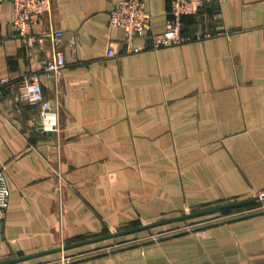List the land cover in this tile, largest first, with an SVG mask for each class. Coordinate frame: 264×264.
<instances>
[{"label":"crops","instance_id":"1","mask_svg":"<svg viewBox=\"0 0 264 264\" xmlns=\"http://www.w3.org/2000/svg\"><path fill=\"white\" fill-rule=\"evenodd\" d=\"M116 1H51L31 32L62 31L66 65L56 73L43 68L51 38L26 46L12 3L0 1V76L39 73L51 104L42 118L16 87L0 90L10 190L0 262L264 192V0L206 4L183 17L182 33L209 37L158 48L144 35L129 45L109 25ZM144 2L151 31L162 32L170 1ZM261 210L9 264H264Z\"/></svg>","mask_w":264,"mask_h":264},{"label":"built area","instance_id":"2","mask_svg":"<svg viewBox=\"0 0 264 264\" xmlns=\"http://www.w3.org/2000/svg\"><path fill=\"white\" fill-rule=\"evenodd\" d=\"M3 1V0H0ZM13 6L12 25L22 36L23 43L31 47L44 37L51 38L53 49L43 68L46 72L56 73L66 65L65 57L57 47L56 42L63 35L60 30L41 31L38 34L31 32L34 23L49 11L52 0H8ZM168 17L165 29L159 33L151 31V15L144 0H118L109 12V25L120 27L127 44L139 36L148 37L150 47L158 48L172 46L185 41L199 40L209 37L210 32L196 30L184 35L182 33L183 17L195 15L206 4L215 0H169ZM139 47L129 48V51H138ZM115 54L114 46L110 45L107 55ZM16 87L17 95L22 101L31 105H40V115L44 118L50 110L49 102L44 98L39 73H25L18 79L0 76V90L4 87ZM10 190L7 183L6 168L0 165V219L4 218L9 205Z\"/></svg>","mask_w":264,"mask_h":264},{"label":"water","instance_id":"3","mask_svg":"<svg viewBox=\"0 0 264 264\" xmlns=\"http://www.w3.org/2000/svg\"><path fill=\"white\" fill-rule=\"evenodd\" d=\"M261 198H264V193H262L261 195H253V196L245 197V198H242V199H237V200H233V201H227V202L220 203V204H217V205H214V206H211V207H207V208H204V209H200V210H197V211H192V212L184 213L182 215H178V216H175V217H170V218L161 219V220H158V221H153V222H150V223H145V224L138 225V226H135V227H131V228H128V229L114 231L112 233H109V234H106V235H102V236H99V237L86 239V240L79 241V242H76V243H71V244H68V245H63V246L57 247L55 249H50V250H47V251H41V252H38V253H33V254L24 255V256H21V257H16V258H13V259H9V260H6V261H1L0 264H9V263H13V262H17V261H20V260L33 258V257L40 256V255L47 254V253L63 251V250H66V249H69V248H72V247L88 244V243L95 242V241H98V240H101V239L111 238V237H115V236H119V235H123V234H128V233H133V232H137V231H140V230H144V229L152 228V227H155V226L163 225V224H166V223L188 219V218H191V217H194V216H199V215H203V214H207V213H213V212H220V211H223L225 209H229V208H232V207H235V206L244 205V204L259 200ZM261 211H264V209H262ZM204 226H206V225H204ZM200 227H203V226H200ZM200 227H198V228H200ZM192 230H194V228ZM167 236H170V235H165V236L160 237V238H164V237H167Z\"/></svg>","mask_w":264,"mask_h":264},{"label":"rangeland","instance_id":"4","mask_svg":"<svg viewBox=\"0 0 264 264\" xmlns=\"http://www.w3.org/2000/svg\"><path fill=\"white\" fill-rule=\"evenodd\" d=\"M262 193L264 192H260L255 195H261ZM260 209H264V198L250 202L238 208L216 212L212 214L213 217L212 216L210 217H212L213 220H221V219L226 218L227 216L239 215V214H243V213H247V212H251L255 210H260Z\"/></svg>","mask_w":264,"mask_h":264},{"label":"trees","instance_id":"5","mask_svg":"<svg viewBox=\"0 0 264 264\" xmlns=\"http://www.w3.org/2000/svg\"><path fill=\"white\" fill-rule=\"evenodd\" d=\"M248 204V203H247ZM245 205V204H244ZM240 206H243V205H239V206H235V207H232V208H229V209H225V210H230V209H234V208H238Z\"/></svg>","mask_w":264,"mask_h":264}]
</instances>
